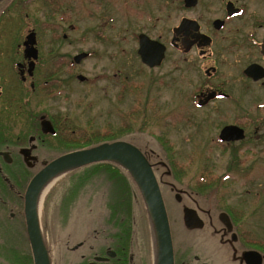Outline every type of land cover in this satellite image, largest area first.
I'll list each match as a JSON object with an SVG mask.
<instances>
[{
  "label": "rangeland",
  "instance_id": "obj_1",
  "mask_svg": "<svg viewBox=\"0 0 264 264\" xmlns=\"http://www.w3.org/2000/svg\"><path fill=\"white\" fill-rule=\"evenodd\" d=\"M32 1L26 26L21 16L22 0L9 5L7 9L11 12H5L0 19V38L7 39V51L13 53L14 37L23 25V31L35 27L43 54L57 53L62 58L58 69L62 86L59 95L33 99L35 106L47 113L60 114L69 132L77 130L80 139L85 133L115 135L146 151L154 150L155 154L147 157L158 182L162 183L160 190L165 206L175 201L177 195L209 217L214 218L220 212L239 213L248 222L253 239L262 241L264 109L258 105L263 104L264 89L250 88L245 102L241 101L243 111L223 103L198 109L187 98L191 85L204 78L201 74L190 72L181 78L185 73L171 71L174 60L171 56L160 68L150 70L143 66L136 53L139 34L166 41L171 26L187 16L180 6L181 0H125L124 23L119 14H114V9L104 4L105 0H93L92 6L84 3L63 27L68 37L61 42L54 40L55 33L57 36L62 30L54 29L58 15L53 3L49 6V1H45L47 7H43L38 0ZM133 11L139 12V17ZM250 11L260 15L264 9L254 3ZM219 13V10L207 13L205 18L210 20ZM37 15L44 17L37 18ZM43 23H46L44 27ZM79 52H88L91 56L74 69L69 62ZM233 58L230 56L229 61ZM77 75L85 77V81H77ZM180 78L182 83L178 82ZM218 109L225 114L218 115ZM222 116L228 119H221ZM243 116L248 120H242ZM233 122L242 124L245 139L227 148L218 146L219 129ZM67 176L66 173L52 185L39 207V225L45 244L52 249L72 247L95 230H106L114 237L117 235L111 232L121 233L122 229L129 234L146 235L149 241L152 219L138 188L133 190L131 200L125 196L112 198L115 202H110L105 199L107 187L92 181L77 195L69 197ZM166 183L171 184L173 195L167 193L171 190ZM126 206L131 212L128 216L124 213ZM67 210L70 217L62 220L61 214ZM19 251L22 255L29 252L26 248Z\"/></svg>",
  "mask_w": 264,
  "mask_h": 264
},
{
  "label": "flooded vegetation",
  "instance_id": "obj_2",
  "mask_svg": "<svg viewBox=\"0 0 264 264\" xmlns=\"http://www.w3.org/2000/svg\"><path fill=\"white\" fill-rule=\"evenodd\" d=\"M15 1L0 2V19L5 12H11L7 8ZM38 1L43 7H47L45 1H49V6L53 3L58 15V24L54 29L60 31L71 22L79 7H83L84 3L93 4V0ZM180 2L187 16L181 17L175 26H171L166 41L152 39L146 34L137 36V43L138 37L145 35L165 48L160 66H143L150 70L160 68L171 56L174 58L171 67L173 73L182 71L185 75L181 78L187 77L190 72L204 77L200 81L196 80L195 86L191 85L187 101L193 106L201 109L213 103H223L243 111L241 101L245 102L250 88L256 86L264 89V12L259 15L250 11L254 3L264 9V0ZM22 4L21 16L26 26L31 17L28 12L33 1L30 3V0H22ZM104 4L114 9V14H119L124 23L127 9L125 0H105ZM217 10L220 11L218 16L210 20L205 18V14ZM133 13L139 17V12ZM87 16H91V12H87ZM25 26L14 37L13 53L7 51V39L0 38V264H21L20 259L14 258H20L19 250L22 248L28 249L31 254L24 202L32 178L53 160L81 150L77 148V130L69 132L60 114L39 110L32 101L44 99L48 95H59L62 86L58 69L62 58L57 53L43 54L37 29L34 27L23 31ZM69 28L74 30L73 25H69ZM67 37L62 30L57 36L55 33L54 40L61 42ZM80 54H87L88 57L76 63L74 58ZM90 56L88 52H79L71 57L69 66L76 69ZM230 56L234 57L232 62L229 61ZM181 78L178 79L180 83ZM262 103L258 108L264 109V101ZM222 114L225 112L218 109V115ZM221 119L228 118L222 116ZM242 120H248L247 116H243ZM226 126L241 128L244 138L239 141H221L219 135ZM245 137L242 124H225L219 129L217 145L227 148L243 141ZM148 151L155 154L152 150ZM165 185L170 188L171 184ZM162 187V183H159V188ZM170 190L167 193L173 195L174 190ZM174 200L165 206L172 264H264V239L259 242L253 239V232L247 228L248 222L243 221L239 213L220 212L213 218L194 206H188L177 195ZM184 209L194 211L202 227L187 228ZM221 214L227 216L230 229L220 220ZM69 217L68 210L61 214L62 220ZM151 222L149 241L146 235L141 237L138 233L129 234L123 229L121 233L118 230L117 234H113V230L112 235H117L114 237H110L106 230H95L77 245L52 249L49 244H45L43 237L49 264H164L155 224ZM31 261L33 264L32 255Z\"/></svg>",
  "mask_w": 264,
  "mask_h": 264
},
{
  "label": "water",
  "instance_id": "obj_3",
  "mask_svg": "<svg viewBox=\"0 0 264 264\" xmlns=\"http://www.w3.org/2000/svg\"><path fill=\"white\" fill-rule=\"evenodd\" d=\"M164 52L165 48L160 43L150 40L145 35L138 37L137 55L146 67L155 68L160 66L164 58ZM262 52L264 53V47ZM86 57H88L87 54H80L74 58V61L78 63ZM85 79L81 75L78 76L80 82L85 81ZM243 138L244 131L237 126H226L219 135L221 141H239ZM99 162L115 164L125 170L132 178L144 198L149 216L155 224L159 245L164 254V264H172L169 227L159 183L145 153L139 147L126 141L104 143L89 149L65 154L47 164L32 178L25 192L24 215L33 264H49L39 225V209L35 207V197L40 186L45 180L58 172H62L59 177L61 178L70 171ZM122 162H125L128 168H125L121 164ZM183 212L185 213L187 228L202 227L201 222L195 217L194 211L184 209ZM189 215L192 216L189 217ZM227 219L225 214L220 215V220L224 221L225 226L230 229Z\"/></svg>",
  "mask_w": 264,
  "mask_h": 264
},
{
  "label": "trees",
  "instance_id": "obj_4",
  "mask_svg": "<svg viewBox=\"0 0 264 264\" xmlns=\"http://www.w3.org/2000/svg\"><path fill=\"white\" fill-rule=\"evenodd\" d=\"M120 136L115 135H99L97 133H90L84 135L82 139L77 136V148L78 149H89L104 143H111L114 141H127L132 143L128 139H119ZM134 144V143H132ZM135 145V144H134ZM137 146V145H136ZM140 148V147H139ZM146 157L152 156L150 151H146L142 148ZM152 150V149H151ZM154 151V150H152ZM148 161L150 160L147 157ZM151 164V162L149 161ZM152 165V164H151ZM68 185L66 187L67 196L71 197V195L75 196L82 189L86 188L87 185L94 181L95 183H103L100 185L101 187H107L108 193H106L107 201L115 202L112 200L129 197L130 200L133 197V190H136L137 187L132 180V178L119 166L112 164L110 162H99L91 165H87L78 169H75L68 173ZM131 202V201H130ZM108 204V202H107ZM111 205V204H110ZM120 205V204H118ZM128 209L124 211L127 216L131 213L130 208L126 206ZM120 213V212H119ZM123 213V211L121 212ZM111 214V213H110ZM112 216V214H111ZM16 260L20 259L21 264L24 262L26 264H32L31 254L28 252L27 254H20V258H14Z\"/></svg>",
  "mask_w": 264,
  "mask_h": 264
},
{
  "label": "bare ground",
  "instance_id": "obj_5",
  "mask_svg": "<svg viewBox=\"0 0 264 264\" xmlns=\"http://www.w3.org/2000/svg\"><path fill=\"white\" fill-rule=\"evenodd\" d=\"M121 164L125 168H128L127 167L128 165L125 162H122ZM61 174H62V172H58V173L52 175L47 180H45L43 182V184L40 186L39 190L36 193V197H35V207H36V209H39L40 204H41L44 196L47 194L49 189L52 187V185L56 182V180L60 177Z\"/></svg>",
  "mask_w": 264,
  "mask_h": 264
}]
</instances>
